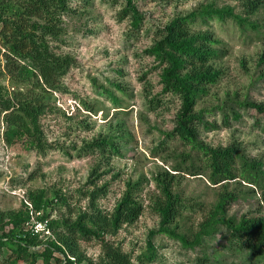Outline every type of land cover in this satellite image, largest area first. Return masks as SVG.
<instances>
[{
	"label": "rangeland",
	"instance_id": "374dc122",
	"mask_svg": "<svg viewBox=\"0 0 264 264\" xmlns=\"http://www.w3.org/2000/svg\"><path fill=\"white\" fill-rule=\"evenodd\" d=\"M251 1L259 7L247 14ZM132 2L142 15L138 31L130 28L128 18L119 21L120 0L117 3L91 0L86 6L72 0L75 11L63 19V33L52 47L59 55L74 57L76 66L63 75L60 90L53 93L51 109L40 119L44 136L53 149L40 155L18 144L8 146L2 138L0 115V212L23 210V206L31 210L27 195L32 192L50 200L47 221L75 219L84 212H91L85 194L93 190L94 185H105V197L96 203L103 214H108L129 184L135 186L131 191L142 206V212L133 223H125L116 233L106 234L105 240L128 255L131 264H202L205 257L208 258L206 264H248L253 258L246 252H232L223 246L225 241L220 234L205 237L202 245L194 249H185L179 242L159 235L151 240L152 260L143 257L148 233L159 222L152 210L154 203L161 199L154 181L158 173L174 174L173 192L182 202L177 231L187 236L199 231V225L206 220L222 192L219 185H211L203 176L171 171L175 166L185 170L188 166L185 156L190 148L166 136L173 128L179 100L161 93L160 67L144 51L152 44L157 28L173 17L208 4L231 7L235 14L247 18L256 28L239 27L229 19L193 25L195 31L208 32L220 42L214 46L220 58L215 59L212 66L220 70L221 75L215 85L208 87V94L198 101L196 109H210L228 98L264 103V79L259 78L264 67L257 63L264 51V0ZM3 79L6 87L14 88L9 77ZM241 114V119L231 122L229 127L201 132L200 138L214 147L236 141L247 156L264 162V115L252 109ZM213 119L219 121V115L210 116V120ZM104 138L113 140L116 152L85 151L84 146ZM240 187L232 181L228 191ZM256 198L242 197L232 205L228 215L239 218L257 213ZM30 215L36 221V215ZM48 231L39 232L41 244L55 240L56 235ZM78 244L86 259L96 261L101 257L98 241L80 240ZM44 245L34 251L41 252ZM6 251L10 256V251ZM54 256L62 258L61 254ZM31 260L32 257H22L14 264H31ZM259 263L264 264V259ZM32 264L58 263L55 259L45 261L37 257Z\"/></svg>",
	"mask_w": 264,
	"mask_h": 264
},
{
	"label": "trees",
	"instance_id": "16d2710c",
	"mask_svg": "<svg viewBox=\"0 0 264 264\" xmlns=\"http://www.w3.org/2000/svg\"><path fill=\"white\" fill-rule=\"evenodd\" d=\"M78 1L86 6L91 0ZM100 1L117 3L119 0ZM120 1L119 21L128 18L130 28L138 31L142 15L132 0ZM71 2L0 0V115L2 138L8 146L18 144L40 155L53 149L44 136L40 119L51 109L53 93L60 90L63 75L76 66L74 57L59 55L52 47V43L63 33V19L75 11ZM247 7V14H252L259 6L251 1ZM228 19L239 27L249 25L256 28L247 18L235 14L231 7L218 8L208 4L197 11L173 17L157 28L152 44L144 51L160 67L161 93L179 100L173 128L166 136L190 148L185 156L188 162L185 170L175 166L171 171L203 176L211 185H219L222 190L208 217L199 225V231L187 236L177 231L182 202L173 192L174 174L167 171L158 173L154 181L161 199L154 203L152 210L159 222L148 233L146 254L143 255L145 260L153 258V237L163 235L179 242L185 249H194L202 245L205 237L216 234L221 235L225 241L223 246L226 245L230 251H243L253 258L248 264H260V260L264 259L263 160L247 156L236 141L214 147L200 138L201 132L229 127L231 122L239 121L241 111L252 109L264 115V103L230 98L210 109H196L198 101L208 94V87L215 85L221 75V71L212 66V62L220 58L219 50L214 48L220 42L208 32L195 31L193 25ZM257 63L264 67V51ZM6 76L14 85L11 90L3 81ZM259 78L264 79V72ZM113 102L117 103V100L113 98ZM216 114L220 120H210V116ZM84 149L89 153L95 149L101 153L117 151L111 138L94 141ZM232 181L238 183L241 189L228 191V184ZM134 188L128 184L112 211L103 214L96 201L105 197L106 186L94 185L93 190L85 194L91 212L60 221H47L50 200L44 199L40 193L29 192L27 197L32 210L39 213L37 221H46L47 228L56 238L41 244L39 236L29 227L30 210L25 206L19 211L0 212V264H14L22 257H32L31 264L37 257L45 261L55 259L58 264H131L128 255L111 246L105 235L116 233L121 225L131 224L140 216L142 206L133 196L131 190ZM247 195L258 197L257 213L239 218L228 215L232 205ZM92 239L98 241L102 249V255L96 261L86 259L78 244L80 240ZM39 245H44L42 251H34ZM6 250L10 251V256ZM55 254H61L62 258H56ZM207 259L203 258L201 263L206 264Z\"/></svg>",
	"mask_w": 264,
	"mask_h": 264
},
{
	"label": "built area",
	"instance_id": "2783aa9c",
	"mask_svg": "<svg viewBox=\"0 0 264 264\" xmlns=\"http://www.w3.org/2000/svg\"><path fill=\"white\" fill-rule=\"evenodd\" d=\"M32 207V206H31ZM32 210V209H31ZM30 210V214H33L34 211H31ZM36 216L39 214V213H34ZM31 216V215H30ZM36 216H35V219H36ZM32 220V222H31ZM31 223V224H30ZM30 223H29V227L31 229V231L34 233V234H39V232H46L48 233V228H47V224H46V221L45 222H39L34 220L33 216H31V219H30Z\"/></svg>",
	"mask_w": 264,
	"mask_h": 264
}]
</instances>
